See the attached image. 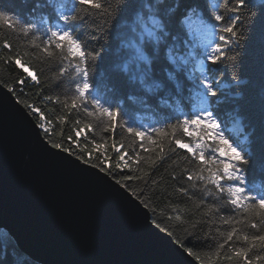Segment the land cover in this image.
Segmentation results:
<instances>
[{
	"label": "trees",
	"instance_id": "16d2710c",
	"mask_svg": "<svg viewBox=\"0 0 264 264\" xmlns=\"http://www.w3.org/2000/svg\"><path fill=\"white\" fill-rule=\"evenodd\" d=\"M101 2L105 6L115 4V0ZM234 5L235 0H228L227 3L225 0H131L129 8L134 11L120 15L118 20L114 17L105 23L102 12H92L86 16L85 11L81 10L79 14L85 17L84 20L65 23L59 20L58 14L60 11L71 14L77 6L76 0H0V10H7L12 20L20 21L15 26H10L11 21H0V44L8 40L13 45L10 51L0 48V82L12 91L38 125L43 121L39 118L40 113L35 112L36 108L52 122L51 131L47 134L40 128L50 144L60 142L62 149L69 148V152L76 157L87 146L83 155L87 159L89 152L92 153L89 163L104 167L105 172L120 181L131 193L132 188H137L140 195L134 196L149 210L151 220L187 250L198 254L201 257L198 261L206 264H230L227 260H217L214 254L218 244L223 243L221 233L235 226L238 231L242 229L243 234H264L260 217H252L245 222L243 211L228 204L226 194L217 193L210 184L187 181L186 173L182 170L195 173L199 169L198 161L186 150L169 152L154 168L140 163V170L133 173L129 169L115 167L118 154L112 150L111 144L115 140L130 155L138 152L142 157L155 159L156 152L139 149L140 141L127 133V127L146 132L160 127L187 142L196 139L185 137L182 129L169 127L201 107L189 79L190 74L199 75L195 59L190 55V52H198L188 46L189 29L182 21L188 15H192V18L195 17L193 15H202L205 20H210L212 12H219L225 20L217 22L218 29L234 15L231 11ZM170 9L175 11L170 13ZM239 12L242 16V22L237 27L240 42L227 49L228 56L234 57V60L217 65L205 62L214 70L206 74H214L222 85L221 94L209 110H214L219 131L230 141L242 144L248 156L243 186L264 196V87L261 85L264 81V0H246ZM137 14L143 16V26L136 22ZM153 15L165 27L163 31H156L158 40L145 35L142 41L143 27H151L149 17ZM25 23L35 24L36 29L28 34L23 33L21 29ZM101 26L104 30L97 31ZM53 27L78 35L85 44L86 52L100 53L95 61L87 58L89 82L92 85L88 95L99 99L105 106L118 109V121L124 122L122 127L118 123L114 131L105 132L103 124L94 117L86 116L82 108L69 112L64 109L63 103L57 102L63 101L66 93L71 96L74 84L82 82V77H77L70 62L62 60V56L48 59L40 51L43 40L48 37L47 30ZM93 35L97 39H90ZM140 46L147 59L137 55L136 49ZM52 51L55 53L59 50L53 48ZM17 54L37 72L39 84L31 81L14 61L8 60L9 56L15 57ZM77 62L73 60L71 64ZM60 66L67 70L63 77L59 75ZM84 103L91 110L90 101L86 99ZM60 116L66 117L63 123L58 119ZM235 119L239 120L240 128L233 133L230 121ZM86 124L91 125V130L86 129L85 134L77 138L73 129L83 128ZM150 134L155 137V133ZM69 136L79 140V148L68 139ZM93 140L97 143L107 140V152L95 150L91 143ZM159 143L158 139L152 145L157 151ZM212 154V151H206V155ZM145 172L148 179L143 178ZM173 173L176 179H172ZM133 176L136 179H132ZM193 183L195 187L191 186ZM180 187H185L188 194H181L178 191ZM226 219L234 224H225ZM251 223L260 226L253 229ZM231 243L236 247L245 246L243 240L236 241L235 237ZM226 251L227 246L221 250V257ZM249 255L250 258L264 256V249L258 247ZM0 264L38 263L21 252L6 230L0 228ZM231 264L236 262L232 261ZM257 264H264V260Z\"/></svg>",
	"mask_w": 264,
	"mask_h": 264
},
{
	"label": "water",
	"instance_id": "95a60500",
	"mask_svg": "<svg viewBox=\"0 0 264 264\" xmlns=\"http://www.w3.org/2000/svg\"><path fill=\"white\" fill-rule=\"evenodd\" d=\"M0 228L38 264H206L107 172L53 148L1 82Z\"/></svg>",
	"mask_w": 264,
	"mask_h": 264
},
{
	"label": "snow or ice",
	"instance_id": "6c2138e0",
	"mask_svg": "<svg viewBox=\"0 0 264 264\" xmlns=\"http://www.w3.org/2000/svg\"><path fill=\"white\" fill-rule=\"evenodd\" d=\"M227 3L228 0H225ZM131 0H115V4L102 3L101 0H76V8L71 14H64L60 11L58 18L61 21L67 22H78L85 19V17L80 16V11H85L86 16L90 15L92 12L104 14L105 23H108L112 18L118 20L120 15H124L126 12H132L134 9L129 8ZM246 0H235V5L231 9L233 16L230 18L229 22L226 24H221L217 29V22H223L225 17L219 12H212L211 19L205 20L202 15L197 16L195 25L193 24L192 15L186 16L182 21L190 31L197 33L198 35H203L211 29L213 35H218L217 41H211L205 44V52L203 54L190 52V55L195 59L197 55H202L203 58L198 60L199 64V75H189V79L192 81V88L196 91L195 99L201 105L194 113L190 115H185L184 118L177 122L176 125H169L170 128L182 129L183 135L187 138H196L192 142H187L185 139L179 137H174L168 134L164 129L156 127L150 129L148 132L141 131L133 127H127V133L134 135L138 140L139 149L146 150L148 152H156V158L153 159L151 156L142 157L138 152L133 156L128 152L123 151L122 147L119 146L115 140L111 144L112 150L117 153L118 163L115 165L117 169L121 167L124 169H129L135 173L139 169V164L144 163L146 165L152 166L154 168L160 161H162L169 152L175 153L177 149L186 150L191 157L198 161L197 168L199 171L195 173L190 172L188 169H183L182 171L186 173V179L189 182L200 181L204 184H210L214 186L215 190L219 194H226L227 203L233 208L240 209L243 211L245 216V222L252 217H260L261 225H264V196L255 194L250 189L243 186L245 184V169L244 166L249 163L248 156L245 154L242 144H237L230 141L225 137L224 133L219 131V124L214 115V110H209L212 107L213 101L221 94V87L219 78L215 77L212 73L214 70L210 66H206L205 62H209L210 65L223 64L226 60H234V57H230L227 54V49L231 45L238 44L240 42V33L237 31V27L242 22V16L239 9L244 7ZM175 9H170L169 12H174ZM191 11V10H190ZM151 27H143V32L141 34V40L143 41L144 36L156 38V31H163L165 25L160 19H157L155 15L149 17ZM0 21L9 22L10 26H15V24L20 23V21L12 20V16L7 10H0ZM136 22L140 25H144L143 16L137 14ZM36 29V25L33 23H25L22 27V32L28 34L29 32ZM97 31H103V27L96 29ZM48 37L43 40V47L40 51L48 58L52 59L54 56L61 57L62 60H68L70 66L74 68L77 77H82V82H76L74 84V91L71 96L65 94V99L63 101H57L58 103H63L65 110L71 112L73 109H81L88 117H94L103 124L105 132L114 131L119 123V126H123V121L119 120L120 112L116 108L110 106H105L99 99L91 98L88 94L92 85L89 82V70L87 67V58L95 61L99 57V52H86L85 44L82 39L74 34L72 31L59 29V28H49L47 30ZM90 39H97L95 35L91 36ZM13 47L12 43L8 40H3L0 44V48L5 50H11ZM195 47V46H193ZM59 50L58 52H53L52 49ZM66 52V54H65ZM137 55L141 59H147L145 51L142 46L137 47ZM8 60L14 61L15 65L19 69H22L26 73L27 77H30L31 81L39 84L37 72L34 71L24 60L21 59L20 55L17 54L15 57L9 56ZM78 60L77 63L71 64V61ZM235 67V65H233ZM66 68L63 66L59 67V75L63 77L66 74ZM235 79V77H233ZM23 83V80H21ZM62 83V81H58ZM262 87H264V81L261 82ZM160 87V85H157ZM90 101L91 110L85 100ZM70 101V102H69ZM35 112L40 113V120L43 121L39 124V127L47 134L51 131L50 125L51 121L47 120L46 117L41 113L39 108L35 109ZM59 121L63 123L66 119L65 116L58 117ZM91 130V125L86 124L83 128L77 127L73 131L77 138L82 137L85 134V130ZM155 133V137L150 134ZM68 139L76 145L77 148L80 147L79 140H73L72 136ZM159 139V151L152 147V145L157 143ZM165 142H167L168 147L165 148ZM92 146L97 151L107 152L109 144L107 140L101 143H97L95 140L91 141ZM146 143L148 147L146 149ZM53 148H61L60 142H53ZM65 152L70 151L69 148L63 149ZM87 150V146L81 149V153L78 156L79 159L83 160L84 163H89L92 159V153L89 152L88 158L85 159L83 152ZM212 151V155H206V151ZM107 159V156H105ZM122 161L123 163H119ZM135 165V167H134ZM101 171H106L104 167L100 168ZM110 170V169H109ZM143 178L148 179V173H144ZM176 174L173 173L172 179H176ZM123 179H128L124 177ZM132 179H136L135 176ZM120 181H118L119 183ZM195 187L193 183L191 185ZM178 191L181 194L187 195L188 190L185 187H180ZM133 195H140L137 188H132ZM225 224H234L230 219L224 220ZM239 223V221H236ZM257 223H251L253 229L259 227ZM191 235V234H190ZM224 238L223 243L218 244L215 250V256L217 260H227L230 262L235 261L236 264H257L258 261L264 260V256L256 255L254 258H250V253L256 249H264V234L260 235H248L243 234V230H237L235 226L231 227L230 231L226 233H221ZM235 237L236 241L243 240L245 246L236 247L233 241ZM227 246V251L221 257V250ZM190 255H195L197 260H201V257L188 249Z\"/></svg>",
	"mask_w": 264,
	"mask_h": 264
},
{
	"label": "rangeland",
	"instance_id": "374dc122",
	"mask_svg": "<svg viewBox=\"0 0 264 264\" xmlns=\"http://www.w3.org/2000/svg\"><path fill=\"white\" fill-rule=\"evenodd\" d=\"M195 17L192 18L193 24L195 25L197 20V15H193ZM218 40L217 35H213L211 32V29L206 32L203 35H198L195 32H192L189 30V41L188 46L191 48V50L197 49V52L200 54H203L205 52V44ZM195 46V47H193ZM201 55L196 56L195 58V68L198 70L199 64L197 63L198 60L202 59ZM230 130L234 132H237L239 130V125L236 120L230 121Z\"/></svg>",
	"mask_w": 264,
	"mask_h": 264
},
{
	"label": "bare ground",
	"instance_id": "6f19581e",
	"mask_svg": "<svg viewBox=\"0 0 264 264\" xmlns=\"http://www.w3.org/2000/svg\"><path fill=\"white\" fill-rule=\"evenodd\" d=\"M189 29V28H188ZM237 122H238V125H239V128H240V124H239V120H237V119H235ZM232 121H234V120H232Z\"/></svg>",
	"mask_w": 264,
	"mask_h": 264
}]
</instances>
